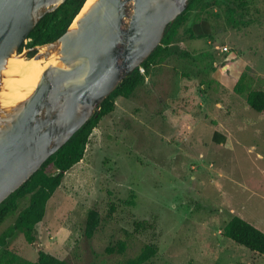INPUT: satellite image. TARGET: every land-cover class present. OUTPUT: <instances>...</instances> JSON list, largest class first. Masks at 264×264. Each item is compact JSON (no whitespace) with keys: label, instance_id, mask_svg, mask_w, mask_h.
<instances>
[{"label":"rangeland","instance_id":"obj_1","mask_svg":"<svg viewBox=\"0 0 264 264\" xmlns=\"http://www.w3.org/2000/svg\"><path fill=\"white\" fill-rule=\"evenodd\" d=\"M212 4L196 19L209 18L211 36L184 34L178 53L189 58L167 61V73L194 78L191 95L171 100L168 81L146 79L133 96L118 98L49 200L37 241L20 233L5 239L23 201L0 224L1 249L32 262L43 251L69 264H126L151 246L157 252L145 264H264L223 236L234 216L264 232V112L246 100L264 91V0ZM221 124L230 144L217 147ZM93 209L100 222L88 238Z\"/></svg>","mask_w":264,"mask_h":264},{"label":"water","instance_id":"obj_2","mask_svg":"<svg viewBox=\"0 0 264 264\" xmlns=\"http://www.w3.org/2000/svg\"><path fill=\"white\" fill-rule=\"evenodd\" d=\"M66 1L0 0V95L12 57L57 61L25 100L0 102V205L142 67L191 0H96L73 28L86 0L61 37L22 52L37 24Z\"/></svg>","mask_w":264,"mask_h":264},{"label":"trees","instance_id":"obj_3","mask_svg":"<svg viewBox=\"0 0 264 264\" xmlns=\"http://www.w3.org/2000/svg\"><path fill=\"white\" fill-rule=\"evenodd\" d=\"M86 0H67L56 11L47 14L29 35V47L44 45L57 40L70 27L79 14ZM212 0H191L188 8L169 26L161 45L142 64L145 73L139 69L128 75L118 88L103 102L99 111L89 120L60 150L52 155L15 193L10 195L0 205V224L7 215L15 214L23 201L27 205L18 211L14 225L5 239L13 237L16 233L22 234L29 244L37 241V225L41 223L47 212V205L57 189L61 186L65 173L84 159L87 145L93 130L100 121L112 114L116 108V100L120 97L130 98L141 87L151 74L153 66L162 65L173 56L182 59L189 58L187 52L178 53L179 44L184 40L183 35L189 34V40L210 37L212 23L208 17L200 21L196 19L201 13L212 6ZM183 30L185 32H183ZM216 67L213 68V71ZM245 81V74L238 80L234 91L240 93ZM247 103L258 113L264 112V91L253 90L247 94ZM100 216L97 210L89 212L85 233L91 238L97 230ZM223 236L233 242L244 246L251 252L264 257V232L256 228L243 218L234 216L225 226ZM5 239L0 241V247ZM112 252V249H109ZM156 249L145 247L141 254L129 260L126 264H145L156 254ZM8 256V257H7ZM0 264H69L46 252H40L37 261L19 260L4 248H0Z\"/></svg>","mask_w":264,"mask_h":264},{"label":"bare ground","instance_id":"obj_4","mask_svg":"<svg viewBox=\"0 0 264 264\" xmlns=\"http://www.w3.org/2000/svg\"><path fill=\"white\" fill-rule=\"evenodd\" d=\"M96 0H88L81 14L73 23L72 27H76V22L81 15ZM55 59L51 60H26L22 56H14L9 60L7 69L4 71V87L0 95V102L4 107H10L16 103L25 100L37 87L44 71L53 65H56Z\"/></svg>","mask_w":264,"mask_h":264},{"label":"crops","instance_id":"obj_5","mask_svg":"<svg viewBox=\"0 0 264 264\" xmlns=\"http://www.w3.org/2000/svg\"><path fill=\"white\" fill-rule=\"evenodd\" d=\"M167 61L162 65L153 66L151 70V74L148 76L147 80L156 79L159 82L161 79H164L165 82L168 81L171 84L170 88L172 89V92L170 93V95L173 98H171V100L172 99L176 100V97L181 98V96H184V95L190 96L191 95L190 94L191 91L189 90L190 88L189 86L188 87L186 86L187 84L191 85L192 81H195L194 78L183 77L181 73L180 75H178V73H176L177 75L171 74L169 72L167 73L166 69L168 68V66H170L169 65L170 63ZM163 70L164 72L160 73V71H163ZM154 72L156 76L152 77V75H155ZM162 91H163V94L168 93L167 89L163 88ZM226 131H227V125L225 124L223 125L221 124L220 128H216V130L214 131L215 134L212 138V144L216 145L217 147L228 146L230 144V141L226 135ZM259 157L262 158L260 154H259Z\"/></svg>","mask_w":264,"mask_h":264},{"label":"built area","instance_id":"obj_6","mask_svg":"<svg viewBox=\"0 0 264 264\" xmlns=\"http://www.w3.org/2000/svg\"><path fill=\"white\" fill-rule=\"evenodd\" d=\"M225 50L228 51V48H225ZM139 71H140L142 74L145 73V69H144L143 67H141V68L139 69Z\"/></svg>","mask_w":264,"mask_h":264},{"label":"flooded vegetation","instance_id":"obj_7","mask_svg":"<svg viewBox=\"0 0 264 264\" xmlns=\"http://www.w3.org/2000/svg\"><path fill=\"white\" fill-rule=\"evenodd\" d=\"M33 55H34V52H33V53H30V54H29V57H31V56H33Z\"/></svg>","mask_w":264,"mask_h":264}]
</instances>
